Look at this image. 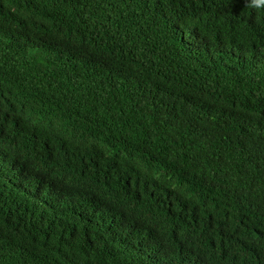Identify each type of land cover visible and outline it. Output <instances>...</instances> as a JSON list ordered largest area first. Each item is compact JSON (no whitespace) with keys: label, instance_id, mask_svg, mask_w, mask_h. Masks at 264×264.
<instances>
[{"label":"trees","instance_id":"1","mask_svg":"<svg viewBox=\"0 0 264 264\" xmlns=\"http://www.w3.org/2000/svg\"><path fill=\"white\" fill-rule=\"evenodd\" d=\"M0 264H264V0H0Z\"/></svg>","mask_w":264,"mask_h":264}]
</instances>
